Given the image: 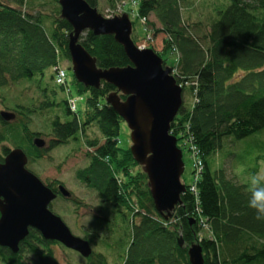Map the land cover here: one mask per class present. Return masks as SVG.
Returning <instances> with one entry per match:
<instances>
[{"label":"trees","instance_id":"trees-1","mask_svg":"<svg viewBox=\"0 0 264 264\" xmlns=\"http://www.w3.org/2000/svg\"><path fill=\"white\" fill-rule=\"evenodd\" d=\"M85 1L92 7L97 5V0ZM108 1L114 7L115 0ZM134 1L139 18L146 20L155 36L164 35L163 48L156 53L182 87V105L170 124V133L179 145L180 140L188 139L198 149L202 169L197 192L186 184L181 202L167 219L155 211L146 174L129 148L118 145L124 121L105 102V96L116 90L113 85L101 82L99 88H86L73 77L76 91L89 93L84 121L70 110L67 101L53 99L56 91L44 84L46 72L62 60L70 61L67 41L72 28L60 17V8L50 19L41 12H26L27 0H0V98L5 105L4 91L20 82L36 81L46 99L38 106L14 104V121L0 116V162L13 148H21L28 161L35 162L51 149L83 140L92 150L87 153L88 165L76 172L77 179L98 194L102 205L119 213L128 226L127 247L118 256L120 264H190L187 248L194 242L202 247L204 264H264V221H258L255 210L248 206V186L229 179L222 167L211 166V157L223 150L226 139L237 142L264 130V0H230L226 7L214 9L208 25L184 18L188 0ZM131 38L136 41L133 35ZM80 44L99 68L130 64L113 35L86 31ZM171 54L174 61L169 63ZM54 79L53 74L55 83ZM187 87L193 96L190 108L183 101ZM46 111L54 113L49 122L53 138L40 149L34 140L43 133L31 130L30 124ZM64 115L72 118L63 120ZM94 124L102 142L88 136L87 130ZM47 186L59 193L58 185ZM203 223L210 235L199 240ZM98 236L95 232L84 238L94 246ZM179 236L183 247L178 245ZM56 245L63 246L30 229L17 253L0 247V264H60ZM84 264L113 263L104 253L93 250Z\"/></svg>","mask_w":264,"mask_h":264},{"label":"water","instance_id":"water-1","mask_svg":"<svg viewBox=\"0 0 264 264\" xmlns=\"http://www.w3.org/2000/svg\"><path fill=\"white\" fill-rule=\"evenodd\" d=\"M60 17L71 26L67 50L76 81L86 88H99L101 82L115 87L105 96L130 129V153L147 176L155 211L164 219L171 216L186 191L181 182L184 171L182 151L170 124L182 105V87L169 66L152 48H139L131 39L132 22L127 13L104 17L85 0H58ZM113 35L130 62L125 67L99 68L96 59L80 44V36ZM125 96L124 99L121 96ZM5 121H14L16 114L0 110ZM46 141L37 137L34 145L45 148ZM28 156L21 148H13L0 162V247L19 251L20 243L35 229L46 240L61 243L68 249L89 258L91 243L72 233L63 219L53 213L50 204L58 197L27 168ZM63 197L71 193L59 186ZM178 245L184 246L179 236ZM190 264H204L198 242L187 248Z\"/></svg>","mask_w":264,"mask_h":264},{"label":"rangeland","instance_id":"rangeland-1","mask_svg":"<svg viewBox=\"0 0 264 264\" xmlns=\"http://www.w3.org/2000/svg\"><path fill=\"white\" fill-rule=\"evenodd\" d=\"M123 2L125 3L123 4ZM122 4L123 10L129 14V18L134 25V31L132 30L131 33V37L133 35L136 39L134 43L138 45L144 42L145 27L150 32V36H147L148 42H146V45L155 52H161L164 35L158 34L155 36L146 22L143 21L142 23L138 16V5L132 4L131 0H115L114 7L108 0H97L96 8L104 17H111L121 14ZM229 4L230 0H188V7H186L183 16L191 23L202 21L205 25H208L214 9L218 10ZM59 8V4L54 0H27L23 7L26 12L34 14L41 12L47 19H50V16L56 10L59 11ZM150 20L154 21L158 28L160 27L154 16H151ZM45 24H49V21L45 20ZM46 30L49 31V28H46ZM174 56V54L170 55L169 63L174 61ZM62 65L66 67V79L70 93L61 90L52 82V70L46 72L44 84H48L50 89L56 91L53 99L59 103H64L70 97L74 98L76 104L75 114L79 120L84 121L89 111L86 105L89 93L79 94L76 91L70 61L62 60ZM48 93L51 96L50 91ZM3 95L6 100L4 105V101L0 98V110L7 111H12V107L16 103L25 105L34 103L38 106L40 102L46 99H44V95L41 93L36 81L20 82L4 91ZM183 101L187 108H190L193 104V96L188 87L183 91ZM53 118L54 113L47 111L43 115H36L30 124V128L33 131L42 132L41 137L49 142L53 138L50 135L51 123H49ZM70 118L72 116H63V120ZM87 133L90 138H98L101 142L103 141L96 124L90 126ZM185 140L182 139L179 142L185 146ZM229 140L231 139L224 141L223 150L221 151L223 153L217 152L216 156L211 157L214 158L211 166L215 169L222 167L229 179L247 185V180L252 174L264 173V130L256 133L251 138L235 140L237 142L232 143H229ZM81 141L72 140L69 144L51 149L43 158L35 162L28 161L27 168L46 185L49 183H52L54 187L63 185L71 193V197L77 201L76 203L72 202L70 198L59 195L51 203L50 209L63 219L76 236L84 238L88 233L98 232L99 236L94 246H92L93 250L107 255L110 263L120 264L121 259L118 256L122 255L127 247L126 232L129 231L128 226L119 213L110 207L115 212L114 215L109 208L105 207L107 204L103 203L102 205L98 194L94 190L77 179L76 172L88 165L87 153L92 150L85 146L83 140ZM118 145L121 148H129L131 145L130 130L125 122L120 125ZM187 146L189 148V145ZM182 158L184 171L181 180L188 185L193 181L194 160L187 148L182 149ZM103 219L104 221L108 220V222L106 221L108 225ZM202 227L198 236L199 240L210 235L209 229L206 228L204 223ZM55 248L60 264L85 263V259L78 252L66 249L61 245H56Z\"/></svg>","mask_w":264,"mask_h":264},{"label":"clouds","instance_id":"clouds-1","mask_svg":"<svg viewBox=\"0 0 264 264\" xmlns=\"http://www.w3.org/2000/svg\"><path fill=\"white\" fill-rule=\"evenodd\" d=\"M247 185L251 192L248 206L255 210L258 221H264V173L252 174Z\"/></svg>","mask_w":264,"mask_h":264},{"label":"built area","instance_id":"built-area-1","mask_svg":"<svg viewBox=\"0 0 264 264\" xmlns=\"http://www.w3.org/2000/svg\"><path fill=\"white\" fill-rule=\"evenodd\" d=\"M142 46H145L144 44ZM55 71H56V82L58 84H65V71L62 67H60L59 65H57L55 67ZM67 91H69V89L67 88ZM70 107L72 110H75V103L73 100H70L69 102ZM190 151L192 152V155L194 156V160H195V175H194V182L193 184H191V186L189 187V190L192 192H197V187H196V183H197V175L200 172V170L202 169V164L201 162H199L197 156H198V149L190 143Z\"/></svg>","mask_w":264,"mask_h":264}]
</instances>
